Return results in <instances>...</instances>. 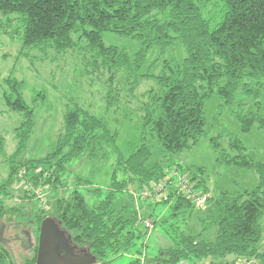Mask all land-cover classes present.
Returning <instances> with one entry per match:
<instances>
[{
	"label": "trees",
	"instance_id": "1",
	"mask_svg": "<svg viewBox=\"0 0 264 264\" xmlns=\"http://www.w3.org/2000/svg\"><path fill=\"white\" fill-rule=\"evenodd\" d=\"M104 33L138 42L134 59L115 46H106ZM0 34L16 39L24 57L28 54L23 50L53 51L61 57L76 52L91 83L105 76L101 81L106 87L105 106L115 112L122 106L127 86L134 97L142 80L156 82L155 89L143 92L144 101L137 108L140 144L127 158L118 156L109 187L101 189L80 177H74L70 185L68 165L79 157L105 160L117 131L75 98L65 99L54 149L37 159L13 161L33 133L38 99L46 96L37 92L28 104L23 96L26 82L13 75L3 77V106L20 119L13 129L16 143L10 155L0 134V156L9 162L7 178L0 183V228L4 224L29 228L33 246L29 256L17 263L0 242V264H35L39 227L47 217L64 232L73 252H89L95 264L131 252L137 257L128 264H238L241 259L243 264H264V250L257 248L264 214V162L256 161L254 153L225 129L210 139L216 161L254 169L258 184L208 198L205 209L198 212L174 187H167L158 198H144L141 192L134 199L128 194L133 206L140 198L153 207L167 206L165 215L156 214V208L143 215L153 217L154 234L161 231L166 241L153 257L144 253V237L150 230L139 223L143 220L137 214L140 208L132 207L126 215L125 205L112 206L129 187L151 191L163 183L167 172L162 162L170 167L173 156L197 146L211 127L204 108L212 94L219 96L222 107L231 105L238 93L248 98L250 108L239 103L233 117L244 133L254 125L264 129V0H0ZM176 41L185 55L181 64L165 60L157 74H138L151 48L163 54ZM147 136L160 148L161 160L153 165L147 164L151 156ZM222 138L228 141L226 148L219 142ZM177 167L188 174L193 191L208 194L204 168ZM19 183L26 188L22 200L28 199L25 206L30 212L9 203ZM41 186H48L50 196L58 195L48 212L33 203ZM191 220L197 222L195 231ZM211 229L213 239H203Z\"/></svg>",
	"mask_w": 264,
	"mask_h": 264
},
{
	"label": "rangeland",
	"instance_id": "2",
	"mask_svg": "<svg viewBox=\"0 0 264 264\" xmlns=\"http://www.w3.org/2000/svg\"><path fill=\"white\" fill-rule=\"evenodd\" d=\"M103 43L106 46H115L120 50L125 51L130 60L134 59L135 53L138 51L139 43L125 36H120L112 33H104L102 36ZM21 47L16 39H9L7 36L0 34V134L5 139L4 151L6 155H10L15 148V139L13 129L19 122V115L9 112L2 103V85L3 77L9 75L15 76L19 80L26 82V89L23 94L25 101L30 104L31 99L37 92L43 91L46 99L39 100L34 111L35 127L26 147L13 158V161H23L25 159H37L54 149L56 136L62 127V114L64 109L65 99L75 98L81 106L87 109L91 114H95L100 119L108 123V127L117 131L116 141L114 146L106 149V159L101 162L87 161L83 157H79L70 162L68 165V176L70 185L74 183V177H80L91 182L96 187L107 189L111 183V177L116 168V160L118 156L127 158L132 154L140 144V112L137 108L141 107L144 101L143 94L147 89H155L156 82L153 79L142 80L134 94L130 93V86L126 87V93L122 99L121 108L116 112L114 108L107 109L105 106V91L106 87L97 80L90 82V76H85L81 58L75 53H69L65 57L57 56L53 51H48L45 54L37 50H23L28 56L24 57L19 54ZM184 52L179 42H175L166 52L159 53L156 48H151L145 57V61L140 67L138 74H157L161 71V67L165 60L181 64L184 59ZM39 98V97H36ZM43 101L46 106H42ZM146 101V99H145ZM249 99L238 93L231 105L222 107V101L217 94H212L205 102L204 116L208 124H211L209 131L200 138L197 146L181 152L172 157V165L168 167L165 160L162 162L164 171L167 176L172 172L184 174L180 169H186L191 166L204 168V178L206 188L208 189V198H215L221 193H233L240 189H251L258 184V176L252 168H238L235 166L221 165L216 161V152L210 143V139L216 137L221 129H225L230 134L236 136L242 144L255 155L258 162H264V129L254 125L248 132L241 131L236 119L233 117V111L237 109L239 103L249 104ZM129 103V104H128ZM125 104V105H124ZM250 104L246 108H250ZM126 116V117H124ZM147 142L151 147V156L147 162L148 165H153L161 160L159 146L147 136ZM222 147L226 148L228 141L226 138L219 139ZM9 162L4 156H0V183L4 182L8 175ZM189 177V176H188ZM173 181V184H172ZM156 184V182H155ZM16 191L13 193L11 206H18L21 210L31 211L28 204V199H23V191L26 190L24 184L19 183L15 186ZM129 187L128 192L119 193L113 203V207H118L120 204L126 206V215L130 213L132 207L139 209L137 213L142 222L139 223L145 226V222H153L150 218L143 215L152 214L156 208V214L167 213V206L162 204L153 207V204H145L140 198L138 203L131 204L128 200V194L138 199L141 191L136 188ZM167 187L171 190L175 187V180H169ZM39 192V190L37 191ZM41 199L35 198L33 203H38V207L47 212L55 198L58 195L54 193L50 196L48 186H41ZM50 201V202H48ZM22 202V204H21ZM206 207V206H205ZM205 208L197 209L203 211ZM193 231L196 230L197 222L191 220ZM261 229V238L257 244L259 251L264 250V214L259 221ZM143 226V227H144ZM150 227V226H149ZM18 224H4L2 228L1 244H6V247L11 252L15 262L20 263L22 259L29 256V250L33 246V238L27 229H21ZM147 228V227H146ZM199 228V227H198ZM143 229V228H141ZM154 225L149 228V232L145 237L147 248L144 253L148 257H153L157 250L162 246L160 243L166 244L162 238V232L154 234ZM213 229L203 234L202 238L212 240L214 233ZM161 237V239H160ZM160 240V242H158ZM137 256L134 252L122 254L116 258L109 260L106 264H128ZM245 259H241L238 264H243ZM253 262V260H249ZM201 264V263H200ZM202 264H209L208 261H203Z\"/></svg>",
	"mask_w": 264,
	"mask_h": 264
},
{
	"label": "water",
	"instance_id": "3",
	"mask_svg": "<svg viewBox=\"0 0 264 264\" xmlns=\"http://www.w3.org/2000/svg\"><path fill=\"white\" fill-rule=\"evenodd\" d=\"M2 228H0L1 242ZM35 264H95L89 252L72 251L68 238L50 217L39 227Z\"/></svg>",
	"mask_w": 264,
	"mask_h": 264
},
{
	"label": "built area",
	"instance_id": "4",
	"mask_svg": "<svg viewBox=\"0 0 264 264\" xmlns=\"http://www.w3.org/2000/svg\"><path fill=\"white\" fill-rule=\"evenodd\" d=\"M20 175V174H19ZM174 179L175 180V187L179 193L184 195L185 197H188L191 202L194 204L195 208L201 209L205 208L206 202H207V194H199L192 190L193 183L190 181L189 177L184 174H178L176 171L172 172L167 178L164 180L163 183H160L158 185H154L153 189L151 191L144 192L143 197L144 198H158L163 194L167 189V184L169 180ZM38 197L41 199V192L38 193ZM153 225H150V222H145V227L148 229ZM185 264V263H180Z\"/></svg>",
	"mask_w": 264,
	"mask_h": 264
}]
</instances>
